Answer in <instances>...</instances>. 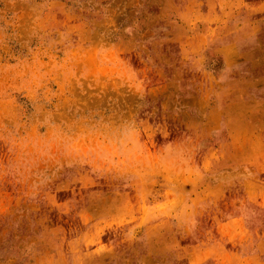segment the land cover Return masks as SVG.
Instances as JSON below:
<instances>
[{
  "label": "rangeland",
  "instance_id": "obj_1",
  "mask_svg": "<svg viewBox=\"0 0 264 264\" xmlns=\"http://www.w3.org/2000/svg\"><path fill=\"white\" fill-rule=\"evenodd\" d=\"M0 264H264V0H0Z\"/></svg>",
  "mask_w": 264,
  "mask_h": 264
}]
</instances>
